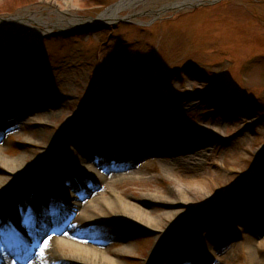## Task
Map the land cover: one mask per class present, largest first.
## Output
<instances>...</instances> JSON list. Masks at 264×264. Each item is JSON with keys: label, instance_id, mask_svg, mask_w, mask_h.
<instances>
[{"label": "rangeland", "instance_id": "1", "mask_svg": "<svg viewBox=\"0 0 264 264\" xmlns=\"http://www.w3.org/2000/svg\"><path fill=\"white\" fill-rule=\"evenodd\" d=\"M120 1L0 0V18L21 14L28 20L20 27L0 26V83L29 78L47 94L60 97L55 109L33 110L27 124L0 130V162L4 159L10 165L19 160L13 166L20 169L25 164L21 157L29 156L45 163L59 137L72 132L70 138H85L100 114L107 118L112 112L127 119L137 115L138 125L122 131L124 152L143 130L161 132L164 150L146 157L149 169L133 168L135 173L128 175L136 180L116 187L145 199L180 182L176 171L168 174L165 169L167 158L188 156L189 152L177 151L179 147L222 141L214 160L225 169L223 178L208 185L203 198L150 209L155 213L168 207L182 209L183 215L171 225L175 240H209L216 253L206 264H264L263 248L256 253L248 249L251 218L264 205V0H192L203 3L195 8L173 5L189 0H149L122 9L118 17L102 24L71 29L50 25L45 33L34 30L43 27L32 20L34 15L56 17L57 12L86 20ZM185 99L191 102L186 104ZM7 112V120L16 117ZM41 135L46 136L43 142L53 137L55 141L41 147L30 143ZM5 163H0V176L13 178L5 173ZM62 171L66 178L82 176L68 168ZM40 175L27 190L30 204L49 201L39 186ZM214 175L212 167L207 176ZM90 186L92 194L82 198L84 204L101 191L93 181ZM50 190L55 195L53 186ZM114 223L100 227L107 234L102 237L101 230L93 244L126 248V264H144L157 232L137 220L119 218ZM193 226L199 228L191 233ZM115 229L118 237L110 232ZM263 230L256 242L264 240ZM179 245L183 255L178 264L202 260L197 248ZM175 247L163 250L169 257L165 264L176 259L171 255Z\"/></svg>", "mask_w": 264, "mask_h": 264}, {"label": "bare ground", "instance_id": "2", "mask_svg": "<svg viewBox=\"0 0 264 264\" xmlns=\"http://www.w3.org/2000/svg\"><path fill=\"white\" fill-rule=\"evenodd\" d=\"M148 1L126 0L110 7L98 17L86 20L74 15L65 18L57 12H55L56 17L34 15L32 20L43 26L34 27V30L45 33L48 32L50 25L61 29H71L85 24H102L118 17L120 11L126 7L134 8ZM27 22L28 20L21 14L9 16L7 19L0 18V26L3 27L11 25L20 27ZM36 84V81L29 78H9L8 82L0 83L1 131L27 124V119L33 116L30 113L33 110H53L60 105L58 95L56 96L53 92L49 95L46 88L42 90ZM185 102L189 104L191 100L185 99ZM7 111L15 113L16 117L7 120ZM110 113L107 118L104 114H100L98 123H92L91 127L89 126L90 131L85 138L79 140L70 138L72 132L69 134L65 132L66 136L63 134L59 137L55 151L45 163H42L41 159L22 156L20 162L25 161L26 166L23 165L21 166L23 168L18 169L19 166L15 167L13 164L19 160L10 161V165H7L8 163L1 159L0 163L7 165V168H4L5 173L14 175L13 178L7 175L0 176V189H4L6 194L3 198L1 195L5 194H0V246H4L0 248L2 264H126L124 261L128 253L126 248L115 250L108 246L93 244L95 236L101 230L102 233L99 235L103 237L107 234L106 228H99L112 227L119 218L137 220L157 232L156 243L149 256H144V264H165L169 257L163 253V250L167 247L174 248V245L176 249H172L174 252L171 255L176 259L173 263L167 262V264H178L183 255V251H179L182 248L179 243H186L194 249L197 248L199 255L203 257L197 264H206V261L216 253V248H211L209 240L204 242L201 238L194 237L181 239L179 242L175 240L176 235H173L171 225L183 215L182 209L168 207L166 211L155 213L156 210L150 208L159 205L177 206L181 203L194 202L199 199L198 196L203 198L202 195L204 196L208 185L223 178L225 169L214 160L220 154L222 141L203 146L198 144L193 147L186 144L179 147L177 151L189 152L188 156L183 159L167 158L168 166L165 169L168 174L176 171L180 182L167 187L160 195H145L148 197L142 199L140 194L126 189L118 191L116 186L132 179L136 180V177L128 175L135 173V169H149L146 165L148 162L145 161L146 157L159 154L164 150L163 142L159 138L161 132L151 134L147 130L141 131L132 147L124 152L122 131L138 125L139 120H134L138 116L130 115V119H127L126 116ZM115 136L119 138L112 140ZM36 137L34 141L30 140V143L35 144L36 147L50 146L55 141V137L44 142L46 136ZM190 141V139L185 140L188 144ZM65 157L70 160L68 163ZM172 163L173 165L169 166ZM212 167L216 169V175L208 177ZM63 168H68L72 173L82 176L66 178ZM38 173L41 174L40 179L37 177L39 186L43 188L49 201L46 205L40 204V207L32 209L26 196H28L29 186ZM28 174L33 175L29 177ZM91 181L96 183L101 191L97 193V196L94 195L95 198L88 204H84L82 198L92 192ZM181 182L183 184H180ZM51 186L55 195L50 190ZM237 203L240 204V202ZM262 207H257L254 218H251L253 228L248 249L254 253L260 248L264 249V240L256 242V236L264 229V218L262 219L264 205ZM103 221L105 225L101 226ZM196 227L193 226L189 231L192 233V230L199 228ZM116 229L110 232L118 237ZM47 230H50L49 233ZM225 236L226 233L221 239ZM24 238L29 240V243L24 241ZM38 240L39 247L35 246ZM198 247H201V251Z\"/></svg>", "mask_w": 264, "mask_h": 264}, {"label": "water", "instance_id": "3", "mask_svg": "<svg viewBox=\"0 0 264 264\" xmlns=\"http://www.w3.org/2000/svg\"><path fill=\"white\" fill-rule=\"evenodd\" d=\"M123 1H126V0H121L120 2H117V3L113 4V6L119 4V3L123 2ZM191 1H192V0H189V1H187V2H186V1L181 2V3H180V7L190 6V7L195 8V7H197L198 5H201V3H202V2H199L198 4H194V3L191 2ZM199 1H200V0H199ZM188 2H189V4H188ZM202 4H203V3H202ZM113 6H111V7H113ZM177 6H179V5H177Z\"/></svg>", "mask_w": 264, "mask_h": 264}, {"label": "snow or ice", "instance_id": "4", "mask_svg": "<svg viewBox=\"0 0 264 264\" xmlns=\"http://www.w3.org/2000/svg\"><path fill=\"white\" fill-rule=\"evenodd\" d=\"M50 239V238H49ZM45 244H47V241H45Z\"/></svg>", "mask_w": 264, "mask_h": 264}]
</instances>
